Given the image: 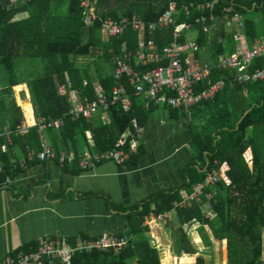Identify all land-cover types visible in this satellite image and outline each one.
Instances as JSON below:
<instances>
[{
  "label": "trees",
  "instance_id": "obj_1",
  "mask_svg": "<svg viewBox=\"0 0 264 264\" xmlns=\"http://www.w3.org/2000/svg\"><path fill=\"white\" fill-rule=\"evenodd\" d=\"M201 1L207 0H95L96 19L85 24L79 0H16L13 4L9 0H0V131L6 125L11 130V144L0 159L3 170L7 171L14 164L9 160L14 146L19 147L26 158L31 151L37 153L42 146L41 134L45 131H39L34 125L24 133H17L23 121L19 106L22 109L29 106L21 104L20 97L19 106L16 104L12 90L14 85L26 83L34 117H63L60 128L46 129L48 141L57 154L69 147L78 152L77 136L86 140L84 132L87 129L95 141L94 151L110 149L131 117H136L138 123L146 119L148 111L143 104L132 97V109L127 113L118 106H112L109 112L111 120L106 124L98 119L71 120L66 114L69 108L66 94L68 81L72 88L88 99L95 96V83L109 93L117 83L113 77L115 55L121 54L123 48L134 50L138 46L135 30L127 28L122 35L109 37L101 29L102 20L136 14L148 24L155 21L170 3L180 8L183 4ZM229 1L218 0L213 10L217 19H220V7ZM232 1L243 15L247 35L250 38L263 37L264 0ZM179 10L177 21L190 22L201 14L193 7L187 16L181 8ZM21 11H27V16L13 19ZM252 11H258L260 17L249 14ZM204 14L208 16L209 11ZM218 23L221 41H217L215 32L210 35L204 33L202 27L196 24V42L207 47L212 61L232 49L230 33L222 22ZM148 38L161 48L173 39L172 28L146 31L144 39ZM177 40L182 42L184 37ZM20 55L39 57L44 71L21 80L14 66V58ZM86 55L91 56L92 61L79 64L77 58ZM257 64L263 66L261 59L257 60ZM155 66L153 63L138 69ZM231 73L217 68L211 71V82L223 78L226 84L213 100L192 106L190 115L174 108L185 118L190 116V146L195 160L185 169L187 179L182 185L158 189L141 203L128 208L125 214L127 229L118 232L128 237L121 249L76 253L71 264H169L161 261L166 258L168 246H157L144 225L145 218L150 214L166 212L169 218L165 219L164 227L171 231L173 264H204V258L196 255L199 248L192 243L185 225L195 226L207 245L210 241L203 231L204 227L225 243L226 264H264L261 259V230L264 228V79L242 86L232 83ZM83 80L87 81L85 85ZM121 81L130 88L125 76ZM203 86L204 82L199 84L200 88ZM248 130L250 135H247ZM1 141H4L3 137ZM134 157L135 154L131 155L129 160ZM212 169L219 171V179L214 183H204ZM199 183H204L201 192L196 197L184 199L182 192L186 196L192 195ZM121 210L126 209L123 207ZM94 237L96 235L81 234L69 239L75 241L76 238ZM31 244L34 242L18 248L26 249Z\"/></svg>",
  "mask_w": 264,
  "mask_h": 264
},
{
  "label": "built area",
  "instance_id": "obj_2",
  "mask_svg": "<svg viewBox=\"0 0 264 264\" xmlns=\"http://www.w3.org/2000/svg\"><path fill=\"white\" fill-rule=\"evenodd\" d=\"M16 0H9L13 4ZM27 0H24L25 2ZM93 0H79L82 7L85 24H90L96 19ZM218 0L201 1L196 4L181 5V9L187 16L191 7L201 14L193 21H177L176 15L180 8L175 3L163 11L155 21L145 24L136 14L118 19L107 17L101 22L103 33L109 37L122 35L127 28L135 30L138 34V46L134 50H125L117 54L113 60V77L117 81L109 93L98 84L93 85L95 96L88 99L87 96H79V91L71 87L67 82L66 91L69 108L67 115L71 120L79 118L99 117L104 123L110 120V109L118 106L122 112L132 109V97L143 95L146 99V107L150 103L165 105L186 112L190 115V108L202 101H211L223 89L225 79L219 78L210 81L209 75L214 68L225 69L232 72L231 81L245 86L247 83L264 79V36L249 38L245 28L242 13L235 8V3L230 0L228 4L220 7L221 20L230 27L234 48L228 53L220 54L215 61H203L196 56L198 45L194 40L180 42L172 40L168 44L157 48L153 39H144L146 31L154 32L166 27L172 28L174 38L191 29L196 24H204L205 21H214L213 10ZM209 11L208 16L204 14ZM264 15V11H263ZM203 29L205 30V26ZM261 59L263 66H258L257 60ZM155 63L153 68L139 70L138 67H148ZM125 76L130 88L126 87L122 78ZM204 82L205 86L199 87ZM87 83L83 80V85ZM78 95V99L76 96ZM63 117L43 116L36 118L34 125L43 132L49 128H60L63 125ZM33 125V126H34ZM27 127L22 125L17 133H24ZM139 124L136 117H131L126 129L119 135L114 146L103 151L74 152L72 149L56 153L52 146L42 145L37 153H30L29 159L35 156L39 161L57 159L58 162L71 163L77 161L81 169H87L95 163L110 160L117 164L126 163L131 155L138 151ZM11 130L6 126L0 131V151H6L7 145L11 144ZM4 141H1V138ZM0 171L2 165L0 164ZM218 170L208 172L204 183H214L219 179ZM203 183V184H204ZM202 183L195 186L192 195L184 196L191 199L201 192ZM209 194L207 195V197ZM209 215V212L207 213ZM152 220L165 222L169 213L152 214ZM128 237L118 232H103L94 238H76L70 241L67 237L42 236L34 244L26 249L17 248L8 252L0 259V264H71L72 257L76 253L90 252L92 250L104 251L107 249L119 250L126 245Z\"/></svg>",
  "mask_w": 264,
  "mask_h": 264
},
{
  "label": "crops",
  "instance_id": "obj_3",
  "mask_svg": "<svg viewBox=\"0 0 264 264\" xmlns=\"http://www.w3.org/2000/svg\"><path fill=\"white\" fill-rule=\"evenodd\" d=\"M21 12L25 13L24 17L27 16V11ZM207 21L205 25L198 24L204 33L210 35L215 32L217 41H221L218 21L223 23L225 30L231 35L230 27L221 20V17L220 19L215 17L214 21H208L210 23ZM197 33L198 29L195 25L180 35L184 37L182 42L192 40L196 42ZM178 38L173 37L172 40ZM231 40L230 51L234 48L232 36ZM196 44L198 45L197 42ZM195 54L199 55L197 57L200 60H211L206 46L198 45ZM82 57L85 56L78 58ZM78 63L88 62L85 63L81 59ZM13 87L17 97V99L14 97L15 102H18L20 97L21 104L29 106L27 108L31 110L34 122L35 117L26 83L21 82ZM134 98L143 104L148 113L146 119L138 123L140 127L137 136L138 151L135 157L126 163L117 164L106 160L95 163L87 169H81L77 161L61 163L57 159L39 161L35 156L32 159H29V156L26 158L17 146L13 147L9 157L14 164L7 171L3 170V162L0 160L2 165V171H0V259L8 252L25 243L34 242L42 236L70 238L81 234L95 236L103 232L124 231L127 229L125 214L129 207L141 203L158 189L179 187L187 179L185 169L195 161L194 151L190 146V116L185 118L181 112L174 111V108L165 105L150 103L146 107V99L143 95ZM21 112L22 125L27 129L33 126L34 123H27L23 109ZM96 119L106 124L97 116L89 120ZM46 133L45 130L41 134L42 145L52 146ZM84 133L86 140L77 136L78 152L79 150L96 152L92 134L88 129ZM69 149L76 152L71 147ZM6 151H0V159ZM54 151L56 152L55 149ZM16 166L17 170L14 169ZM182 194L187 195L184 191ZM120 207L126 210H121ZM151 216L152 214L144 221V225L148 228L147 234L156 245L168 246L165 262L174 263L170 238L167 237L165 242H162L161 234H166L164 224L152 220Z\"/></svg>",
  "mask_w": 264,
  "mask_h": 264
},
{
  "label": "rangeland",
  "instance_id": "obj_4",
  "mask_svg": "<svg viewBox=\"0 0 264 264\" xmlns=\"http://www.w3.org/2000/svg\"><path fill=\"white\" fill-rule=\"evenodd\" d=\"M120 8L118 9V11ZM252 16L260 17V13L258 11H252L249 12ZM25 13L19 12L17 13L13 19L22 18L24 17ZM82 61L89 62L92 61V57L86 55L85 57L81 58ZM80 58L77 59L78 62L81 60ZM14 66L17 76L21 80H27L28 78L41 74L43 70V63L41 62V59L39 57H26V56H16L14 58ZM13 90V96H16V92L14 90V87H12ZM21 92V91H20ZM19 92V95L22 97V94ZM17 99V97H15ZM29 100V99H28ZM16 104L18 102L16 101ZM19 106V105H18ZM20 110L22 111L21 107L19 106ZM250 130L247 131V135H250ZM150 220V219H149ZM162 225L163 222H159ZM186 230L189 232L192 243L199 248V252L196 255H201L204 258V264H226V247L225 243L220 241V239L215 238L214 235L211 234L208 227H204L203 231L208 236L210 244L207 245L203 239L201 238L200 231H198L195 226L186 227L184 226ZM262 233V253H261V259L264 262V228L261 230ZM163 234V233H162ZM162 242H165L166 238H170L171 240V231L166 230V234L162 235ZM171 236V237H170ZM156 241V240H155ZM161 242V243H162ZM159 244H157L158 246ZM162 246V245H161ZM194 255V256H196ZM193 256V257H194ZM167 257V255H166ZM192 257V258H193ZM162 263H164L166 260L165 258L161 259ZM168 262V261H167ZM170 264H173L171 261H169Z\"/></svg>",
  "mask_w": 264,
  "mask_h": 264
},
{
  "label": "bare ground",
  "instance_id": "obj_5",
  "mask_svg": "<svg viewBox=\"0 0 264 264\" xmlns=\"http://www.w3.org/2000/svg\"><path fill=\"white\" fill-rule=\"evenodd\" d=\"M23 110H24V113H25V117H26L27 123H29V124L34 123L33 119H32L31 110L28 109V108H25V109L23 108Z\"/></svg>",
  "mask_w": 264,
  "mask_h": 264
}]
</instances>
